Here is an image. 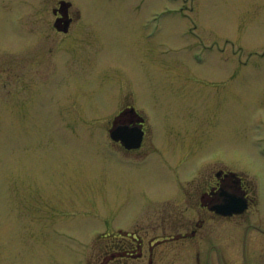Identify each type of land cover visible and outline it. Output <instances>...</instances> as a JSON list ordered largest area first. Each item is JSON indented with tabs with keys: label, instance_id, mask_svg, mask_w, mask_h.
<instances>
[{
	"label": "rangeland",
	"instance_id": "374dc122",
	"mask_svg": "<svg viewBox=\"0 0 264 264\" xmlns=\"http://www.w3.org/2000/svg\"><path fill=\"white\" fill-rule=\"evenodd\" d=\"M52 1L0 0V264H86L160 194L159 162L107 139L126 95L165 151L177 126L193 147L180 154L264 181V0H70L82 18L68 50L46 36ZM199 75L217 87L171 91Z\"/></svg>",
	"mask_w": 264,
	"mask_h": 264
},
{
	"label": "flooded vegetation",
	"instance_id": "af4514ba",
	"mask_svg": "<svg viewBox=\"0 0 264 264\" xmlns=\"http://www.w3.org/2000/svg\"><path fill=\"white\" fill-rule=\"evenodd\" d=\"M52 2L46 36L54 35L60 49L68 50L64 45L68 39L78 40L74 34L82 15L68 0ZM190 82L216 88L219 78H170L169 85L176 92ZM182 110L194 109L185 105ZM174 130L171 141L175 143L165 151L131 95L121 97L107 126L111 147L138 166L159 162L164 186L124 227L103 232L86 264H264V181L220 156L212 160L209 155L197 163L194 154H180L184 148H193L192 140L188 130L177 126ZM259 143L256 156L264 158V136Z\"/></svg>",
	"mask_w": 264,
	"mask_h": 264
},
{
	"label": "water",
	"instance_id": "95a60500",
	"mask_svg": "<svg viewBox=\"0 0 264 264\" xmlns=\"http://www.w3.org/2000/svg\"><path fill=\"white\" fill-rule=\"evenodd\" d=\"M115 138H116V136H115ZM118 139V138H117ZM134 146V145H133Z\"/></svg>",
	"mask_w": 264,
	"mask_h": 264
}]
</instances>
